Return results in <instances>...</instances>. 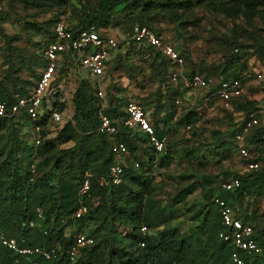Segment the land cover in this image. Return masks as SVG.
I'll use <instances>...</instances> for the list:
<instances>
[{"label": "rangeland", "instance_id": "1", "mask_svg": "<svg viewBox=\"0 0 264 264\" xmlns=\"http://www.w3.org/2000/svg\"><path fill=\"white\" fill-rule=\"evenodd\" d=\"M99 2L0 0V80L10 83L13 95L20 88L29 92L36 84L43 69L41 51L48 44L54 25L66 20L77 27L94 15ZM106 21L101 26L104 33L119 39L122 49L105 75L96 81L95 88H102L104 95L97 97L99 112L109 108L111 97L119 108L118 115L123 114L129 102L140 103L153 126L168 139L167 159L156 155L145 137L136 135L131 144L127 143L130 155L124 159L126 170L133 169L135 163L141 164L134 170L137 180L131 181L133 190L139 193L136 202L140 210L151 217L163 215L162 221L172 217L159 227L152 225L148 239L156 242L162 233L167 237L189 234L201 222L207 205H212L213 194L222 191L221 184L251 172L250 162L238 154L234 135L248 109L264 110V0H150L147 5L136 0L108 12ZM140 25L163 37L185 59L180 80L174 82L170 78V64L169 73L164 72L167 60L155 50L127 45L133 29ZM155 63L156 69H152ZM195 72L227 79L233 86L232 108H226L216 98L209 99L212 89L189 88L184 78ZM87 77L85 67L76 69L68 81L63 79L68 93L59 94L50 104L65 107L59 111L63 116L61 124L49 122L42 127L45 140H57L52 153L35 161L39 165L37 180L43 190L46 186L42 179L46 176L67 171L71 166V171H76L75 162L62 161L57 169L56 160L64 158L82 134L74 118L72 95L80 80ZM68 125L70 132L63 133ZM189 125L192 130L187 129ZM16 130L22 146L34 148V130L25 124ZM74 132L75 138L65 142ZM13 134L12 128H0V164L12 148ZM91 135L87 132L90 140L84 149L94 159L96 147ZM253 152L255 155L256 150ZM86 161L76 162L77 166L82 163L83 173L74 172L71 176L75 191L86 171L97 167ZM25 162L27 166L28 161ZM124 181L125 185L129 183L127 177ZM97 184L104 186L98 180ZM90 201L92 210L99 207L96 192ZM239 206L243 213H251L250 221L264 243V194L241 200ZM103 217L78 223L69 219L64 224L65 236L70 238L76 232L93 235L97 240L95 264H121V252L128 251V233L122 234L123 225L113 230L111 225L102 224ZM100 226L103 230L97 232Z\"/></svg>", "mask_w": 264, "mask_h": 264}, {"label": "trees", "instance_id": "2", "mask_svg": "<svg viewBox=\"0 0 264 264\" xmlns=\"http://www.w3.org/2000/svg\"><path fill=\"white\" fill-rule=\"evenodd\" d=\"M132 1L136 0H100L99 8L93 16H88L86 20L77 27L70 26L74 31L88 30L90 27L95 26L103 35H107L104 33V29L101 26L107 24L106 17L108 12L114 11L115 8ZM137 1L144 5H147V3L150 2V0ZM52 32L53 29L49 35L50 38L48 44L41 51L40 58L42 67L45 66L44 50L53 42ZM127 43V45L131 44L133 46L153 49L162 55L159 51L146 44H136L134 42ZM120 49H122L121 43L117 52ZM116 53L108 62L106 71L112 65V60L116 56ZM166 64L167 66L164 68V72L167 74V71L169 73L170 66L167 61L165 62V65ZM155 65L157 64H153L152 69H156ZM160 66L161 65L157 66L158 70L161 69ZM79 68L81 67L78 63L73 61L69 67L65 66V68L62 69L60 77L66 78L68 81L69 77H71L76 69ZM196 73L199 72L192 73L189 75V78ZM95 84L96 81L87 77L86 79L80 80V85L74 91V94L72 95V105L73 110L75 111L74 118L77 121L78 130L82 134L79 136L76 146L66 151L64 158H58L56 160V162H58L56 164L57 169L59 167L57 165L62 163V161L66 163L68 160H71V162H75L76 171H71L72 166L70 165L71 167L67 171H57L56 173L50 174L48 177L46 176L42 179L46 186L44 190L41 188L37 180L39 165L35 163V161L40 156L52 153L55 150V142L57 140H45V132L43 131V141L41 145L38 147L33 145L34 148H27L26 146H22L21 141L23 140H21L22 138L20 137L19 131L17 132L16 129L20 124L30 126L33 130L36 127L42 128L50 122L48 115L38 122L32 121L28 115L10 119L0 118V128H12L14 132L12 148H10L5 159L0 164V231H4L9 236L18 239L19 241L26 239L28 246H37L48 249L56 244H60L63 250L66 251L73 245L74 236L79 233L76 232L70 238H66L64 224L69 219H71L73 223H78L85 222L94 217L101 218L102 215H104L105 218L103 217L102 224L111 225L113 230L115 227L118 229L123 225L125 230L122 234L128 233L126 235L129 241L126 246L128 251L126 252L123 250L121 252V264H235L232 260V254L235 251L234 246L220 239L219 235L221 231L224 230V227L220 210L218 206L215 205L213 199L216 196H220L221 199H224L231 207H237L240 209L239 201L247 199L248 197H257L264 194V169L261 171H251L246 175L235 177L240 179L242 183V187L237 191L226 192L221 188L222 191L220 193L215 192L212 196V205H207L202 213L201 222L196 228H194L193 232L183 235L178 234L177 237H167L162 233L160 239L156 242L148 239V232L146 239H144L141 233L143 227H146L150 231L149 228H151L152 225L159 227L161 224L172 220V217L162 221L163 215L151 217L150 213L144 215L140 210V207L136 202L139 199V193L133 190V185L131 184L132 180H137V176H135L136 172L134 170H136L135 168H140V163L139 167H136L134 164L133 169L126 170L125 168L122 183L120 185H104L100 187L99 184H97V180L100 181L101 176L108 178L109 169L116 162L118 156L114 150L115 141L99 131L101 111L99 112L100 107L97 98L99 89L95 88ZM215 90L216 88H213L208 94L209 99L215 98L213 96ZM29 93L30 91L28 92L24 88H20L17 89L16 95H13L10 89V83L2 82L0 80V101L6 102L8 107L16 102L18 95L23 96L28 95ZM114 101L115 100L111 97L109 108L104 111V113L111 119H121L125 117L126 108L131 102L127 104L123 114L118 115L119 108L115 105ZM64 107V104H55V108L61 112L64 110ZM143 109L145 115L149 118L146 109L144 107ZM254 111L260 110L255 108L248 109L245 113L248 114ZM70 127V125L64 127L63 133L70 132ZM156 128V135L159 138H163L164 132L158 127ZM187 129L192 130V126H187ZM239 131L240 126L234 135V142ZM87 132L93 134L91 135V138L96 147L95 160L91 158L88 150L85 151L84 149H87V142L90 140V138L86 136ZM72 135L73 137L70 135L67 136L65 142L74 139L76 132ZM136 135L145 137L149 141L148 137L141 131H131L124 128L119 130L118 139L124 142L128 147L127 143L131 144ZM263 136L264 126H259L247 137V143L251 147V152L254 154L253 151L256 150L255 156L257 159H260L264 154ZM148 147H150L157 155L149 143ZM166 155L167 147L166 154L162 155L164 156V159H167ZM79 159L87 160L86 162L96 164L97 166L88 171L95 175V178L92 181L90 194L96 192L100 197V204L99 207L94 210L90 207V211L86 216L79 220H75L72 216L79 206L80 197H78L79 189L77 191L73 189V185L71 184L73 179L71 176L74 172L80 171L83 173L82 163L80 162L78 166L76 164ZM26 160L28 161L27 166L25 164ZM32 165H35L36 175H33L31 171ZM126 177L129 179L127 185L124 184ZM56 178L58 179V182H56ZM82 179L83 177H81L80 181H82ZM54 189H56V191ZM87 203L90 205V199L87 200ZM151 204L154 205L153 202H151ZM38 209L43 211L45 216L44 220L38 219ZM240 213L239 217L242 218L245 223H250L254 226L249 217L251 216V213L245 214L241 209ZM30 221H34L36 227L30 228L29 226H26ZM143 223H146L147 226ZM101 230H103V226H100L97 229V232H100ZM45 232L47 233L45 234ZM90 236L94 238L95 243L83 250L81 258L82 264H95L93 261V253L97 248V240L93 235ZM254 237L258 244L264 249V243L262 242L260 234L257 233L256 230ZM142 241L146 242L145 247L140 246ZM242 257L245 260V264H262L264 262V254L262 256L242 254ZM35 261H38L39 264H70L69 259L65 254L59 255L51 261H44L40 258H35ZM0 264H33V262L18 257L12 251L0 246Z\"/></svg>", "mask_w": 264, "mask_h": 264}, {"label": "built area", "instance_id": "3", "mask_svg": "<svg viewBox=\"0 0 264 264\" xmlns=\"http://www.w3.org/2000/svg\"><path fill=\"white\" fill-rule=\"evenodd\" d=\"M53 42L44 50L45 66L40 76L28 95L17 96L16 102L9 106L6 102L0 101V118L10 119L19 118L28 115L34 122L42 120L48 115L50 122L61 124L63 120L62 113L55 108L54 100L59 94H67L66 86L60 74L62 69L76 61L80 67L88 70V77L94 81H100L105 75L108 62L117 52L120 46V40L110 35H103L95 26L88 30L74 31L66 20L58 21L52 32ZM128 42L136 44H146L166 58L172 66L170 78L176 82L182 78V69L185 66V59L181 54L163 37L145 26H137L133 29L132 35ZM261 78L262 76L259 75ZM67 80V79H66ZM186 85L196 91H204L216 88L213 96L220 100L228 109L232 108L233 86L224 78L217 79L213 76L196 73L190 78H184ZM98 96L103 98V90L99 88ZM180 104V101H176ZM56 110H55V109ZM264 126V110L254 111L245 115L243 122L240 124V131L235 138V144L238 154L241 158L250 162L251 171H261L264 169V154L260 159L251 152V147L247 143V137L252 134L255 128ZM124 128L131 131H141L148 137L149 145L155 150L157 155L166 154L167 137L159 138L156 135L155 128L140 103L131 102L126 108V116L121 119H111L104 111L100 112L99 131L106 134L115 141L114 150L117 154L116 162L110 167L108 178L102 177V185H120L125 172L124 159L130 155L127 145L118 139L119 130ZM42 128L34 129L33 144L35 147L41 145L43 141ZM264 139V136H263ZM139 167V163H135ZM33 175H36L35 165L31 166ZM95 175L87 171L83 176L79 188V206L74 212L72 218L79 220L86 216L90 211V205L87 200L91 197L92 181ZM226 192L237 191L242 187L240 179L233 178L221 184ZM218 206L224 230L220 233V239L234 246L235 251L232 254V260L235 264H245L242 254L250 256L264 254V249L255 239L254 226L245 223L240 218V209L231 207L220 196L213 199ZM39 220H44L45 216L42 210H37ZM25 226V225H24ZM30 228L36 227L34 221L26 224ZM149 230L146 227L141 229L143 238L146 239ZM47 232H45L46 234ZM95 240L87 233L79 232L74 236L73 245L63 250L60 244L52 248L44 249L37 246H28L26 239L19 241L9 236L4 231H0V246L7 248L16 254V256L32 261L33 264H39L35 258L44 261H51L59 255L65 254L70 264H82L81 258L83 250L94 245ZM146 242L140 243L145 247Z\"/></svg>", "mask_w": 264, "mask_h": 264}, {"label": "crops", "instance_id": "4", "mask_svg": "<svg viewBox=\"0 0 264 264\" xmlns=\"http://www.w3.org/2000/svg\"><path fill=\"white\" fill-rule=\"evenodd\" d=\"M246 115V114H245ZM245 115H244V117H245ZM244 117H243V120H244Z\"/></svg>", "mask_w": 264, "mask_h": 264}]
</instances>
